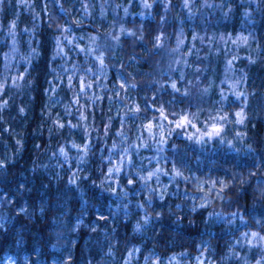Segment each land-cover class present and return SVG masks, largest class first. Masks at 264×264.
Returning a JSON list of instances; mask_svg holds the SVG:
<instances>
[{
    "label": "trees",
    "instance_id": "trees-1",
    "mask_svg": "<svg viewBox=\"0 0 264 264\" xmlns=\"http://www.w3.org/2000/svg\"><path fill=\"white\" fill-rule=\"evenodd\" d=\"M83 1L65 0L73 9ZM208 1L226 8L232 4L236 25L248 7L247 20L264 55V0L257 6ZM19 4L2 0L1 19L16 24L24 52L29 42L36 51L27 67L19 56L5 65L8 41L0 33V79L5 83L0 94V264H177L174 258L196 264L204 255L215 264H264L260 249L233 243L250 229L264 236V190L258 189L256 176L264 169V118L248 120L247 146L237 152L210 144L198 147L177 132L169 138L166 157L176 159H171L174 166L177 161L183 169L188 164L228 179L224 195L206 206L193 207L185 200L180 183L176 187L173 182L174 194L159 182L148 186L131 179L130 184L124 171L110 176V155L120 152L113 149L120 144L122 154L132 148L129 174L137 178L143 153L132 146L136 123L129 107L137 103L147 113L149 103L157 101L152 95L157 87L148 79L158 53L155 29L162 13L139 21L142 38L123 37L101 99L89 104L90 98L79 94L81 104H76L61 60L52 63V11L46 13L38 2L39 18ZM174 10L179 15L177 6ZM98 20L94 17L84 29L97 31ZM263 63L253 65L248 78L254 99L264 94ZM13 77L20 79L11 84ZM165 97L162 92L158 96L163 102ZM98 105L106 110L100 113ZM106 119L112 124L108 132ZM237 171L242 174L235 175ZM220 210L235 212L245 222L227 224L208 217Z\"/></svg>",
    "mask_w": 264,
    "mask_h": 264
},
{
    "label": "rangeland",
    "instance_id": "rangeland-1",
    "mask_svg": "<svg viewBox=\"0 0 264 264\" xmlns=\"http://www.w3.org/2000/svg\"><path fill=\"white\" fill-rule=\"evenodd\" d=\"M38 2L46 13L51 14L52 11V19L56 21L53 25L55 49L52 63L61 60L60 65L67 73V85L76 94V104H81L79 94L89 97V104L101 99L99 97L109 83L113 57L121 50L123 37L133 35L142 38L139 21L162 13L155 29V51L158 53L148 79L157 87L152 93L157 101L149 103L147 113H143L137 103H130L129 107L136 123L132 146L134 152L143 153L138 164L139 171L134 172L137 178L129 174L133 162L132 148H125L122 154L120 144L113 147L114 151L120 149V152H115L114 157L113 153L110 155L113 167L108 174L119 176L124 171L129 183L131 179L133 182L141 179V184L148 186L159 182L161 186L165 185L166 191L174 194L180 183L183 198L197 208L221 198L229 184L224 174H209L205 169L188 164L183 169L178 167L177 161L174 166L171 159H176H168L165 148L169 138L177 132L198 147L210 144L237 152L247 146L248 120L256 116L264 118V94L254 99L247 86L251 67L264 62L261 46L257 45L258 36L249 25L251 20H247L249 8H243L246 13L241 18L244 19L236 25L232 4L226 8L224 3L208 0H85L77 9L65 0H19V5L40 18ZM240 2L257 6L259 1L239 0L236 5ZM175 6L179 10L177 16ZM96 16L100 21L97 31L84 29L85 24L93 22ZM74 18L79 21L78 25ZM1 20L0 14V33L8 41L5 65L13 64L19 56V62L27 67L36 51L35 46L29 42L28 51L24 52L15 30L16 24L11 20L6 23ZM71 55L75 56L74 61L67 65ZM13 78L10 79L11 84L20 79ZM4 84L0 79V85ZM113 88L116 89V86ZM161 92L164 97L168 95L164 102L158 98ZM97 108L100 113L106 110L99 105ZM241 110L244 116L242 124L237 123L240 117L236 115ZM83 114L87 115V112ZM178 124L182 126L178 127ZM110 125L109 119H106L103 125L106 132ZM217 129L220 130L219 136L208 135ZM251 149L249 146L248 150ZM119 154L122 155L117 157ZM252 172H257L256 168ZM234 174L239 176L242 173L237 171ZM256 176H260L258 189L264 190V169H260ZM173 182L176 187L171 188ZM220 211L209 213L208 217L227 224L237 223V219L245 222L235 212ZM233 243L246 246L248 250L260 249L264 254V236L256 230L244 231L240 237L234 238ZM204 258L196 264H215ZM174 261L182 264L179 259L174 258L172 263Z\"/></svg>",
    "mask_w": 264,
    "mask_h": 264
},
{
    "label": "snow or ice",
    "instance_id": "snow-or-ice-1",
    "mask_svg": "<svg viewBox=\"0 0 264 264\" xmlns=\"http://www.w3.org/2000/svg\"><path fill=\"white\" fill-rule=\"evenodd\" d=\"M0 2H2V0H0ZM2 87H3V85H0V89H2ZM173 88H175V84H173ZM236 115H237L238 117H240V119L237 120V123H241V124H242V123L244 122L243 111L241 110V112L236 113ZM184 119L186 120L187 118L185 117ZM177 126L180 127V126H182V125H181V124H178ZM208 135H209V136H212V135L219 136V135H220V130L217 129V130H215V132H213V133H208ZM110 171H111V170H110ZM234 215H235V214H234ZM252 235H253V236H256L257 234H256V233H252ZM258 264H259V262H258Z\"/></svg>",
    "mask_w": 264,
    "mask_h": 264
}]
</instances>
